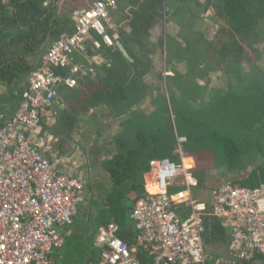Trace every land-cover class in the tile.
Segmentation results:
<instances>
[{"label":"trees","instance_id":"trees-1","mask_svg":"<svg viewBox=\"0 0 264 264\" xmlns=\"http://www.w3.org/2000/svg\"><path fill=\"white\" fill-rule=\"evenodd\" d=\"M71 1L0 2V101L6 105V110L0 111L3 115L11 117L16 110L27 79L41 67L51 44L73 34L78 13L69 7ZM90 1L89 8L83 11L96 1L107 2ZM110 16L115 30L107 34L114 46L107 47L94 32V43L87 42L88 55H99L104 62L91 65L93 76L90 72L77 76L75 87L60 81L50 109L58 112L59 131L55 136L64 139L93 110L105 108L114 120L124 119L111 136L110 155L98 161L99 171L92 175L98 172L96 178H102L107 187L87 188L90 183L85 184L87 196L69 227L65 244L52 254L54 258L73 244L77 250L82 236L83 241L88 240L84 246L88 264L98 263L94 237L101 226L114 222L123 242L131 243L135 232L129 216L145 194L143 176L153 161L179 164V156L174 154L177 136L186 139L182 144L184 155L202 164L192 171L196 180L193 194L195 190L204 193L205 170L212 165L225 167L228 173L248 171L242 178L223 183L242 187L264 183V78L248 81L241 73L242 62L251 63L264 51V0H117ZM209 18L218 26L211 39L202 30L204 19ZM163 23L172 26L155 37ZM117 42L132 61L124 58ZM161 52L173 74L166 77L169 89L164 84V95L160 94V86L146 80L154 69L152 58ZM75 62L85 67L88 64L81 59ZM182 64L180 72L176 68ZM210 72H216L219 76L215 78H221L223 83L211 84L206 77ZM55 74L64 78L68 70ZM156 78L163 77L159 73ZM147 97L151 105L157 104L150 112L138 107ZM7 121L0 119V128ZM83 167L91 178L90 163L86 161ZM98 179L94 180L99 182ZM90 227L93 230L89 234ZM254 257L264 264V255L256 253ZM69 260L77 264L75 256ZM72 261L66 259L62 264H73Z\"/></svg>","mask_w":264,"mask_h":264},{"label":"built area","instance_id":"built-area-1","mask_svg":"<svg viewBox=\"0 0 264 264\" xmlns=\"http://www.w3.org/2000/svg\"><path fill=\"white\" fill-rule=\"evenodd\" d=\"M7 1L0 0L3 5ZM116 1H96L78 13L73 34L51 44L41 67L27 79L18 107L0 128V264H54L52 254L65 244L79 213L84 183L59 172L23 131L39 128L49 116L60 81L75 87L77 76H93L91 65L104 62L99 55H88V43L94 32L107 47L114 46L107 31L115 30L110 10ZM76 54L84 57L86 67L75 62ZM65 69L66 77L55 74ZM185 141L177 137L178 147ZM188 169L183 159L179 164L151 162L144 175L145 194L129 216L136 245L119 238L114 222L101 226L97 264H261L254 255H264V183L242 187L226 182L201 201L193 194L196 181ZM178 207L187 213H177ZM209 214L230 226L227 256L218 261L203 240ZM143 253L149 257L146 262L140 259Z\"/></svg>","mask_w":264,"mask_h":264},{"label":"crops","instance_id":"crops-1","mask_svg":"<svg viewBox=\"0 0 264 264\" xmlns=\"http://www.w3.org/2000/svg\"><path fill=\"white\" fill-rule=\"evenodd\" d=\"M49 1L52 0H45L44 4H47V2ZM90 3H91L90 0H72L68 4L71 9H73V7L77 9L74 13L77 14L79 12H82L83 9L89 8V6L91 5ZM78 55L79 54L75 56V60L76 57L77 59H80ZM0 90H2V88H0ZM2 92L3 90L1 91V93ZM3 103H4L3 100H1L0 111L6 110V108H4L6 107V105H4ZM106 111L107 110L100 111L99 109H96L93 110L88 117H82L79 123L77 124L75 131L72 133L73 139L70 138L64 139L63 137L55 136V131L58 132L59 130L57 129L58 122L56 119L58 118L57 117L58 112L57 110L54 111V109L50 111L49 116L45 118L43 124L39 128H36L34 130H25L23 131V133L26 135L27 138L32 140V144L38 149V151L43 155V157H45L46 159H48L57 166L59 172L69 177H75L80 179L84 183V188H85V184L89 185V183L90 186L87 188H91L92 186H96V189L98 187L103 188L106 187L107 185L103 183L102 178L99 179L96 178L99 173L97 172L94 176L92 175L94 174L95 170L99 171L98 161L102 158L104 159V155L102 153L107 150L108 151L107 154L110 155L109 147H111V143H112L111 137L109 138L110 144L103 137L106 133L105 132L106 128L109 127V125L110 126L112 125L114 116H112L111 113ZM94 112L98 114V117ZM10 118H11L10 115L9 116L3 115V112H0V119L6 121L9 120ZM117 126L118 127L120 126L119 120L117 121ZM177 137H176V148L174 149V154H178L179 156L178 163H181L183 159L185 165L189 167L188 171L195 180L194 176L192 175V171L198 170L200 166H202V164L200 162L196 163V161L193 158H189V157L187 158L184 155L182 149L183 145L181 144L180 147H178L177 145ZM86 161L90 163L89 169L91 171V176H92L91 178L90 176L87 177L88 170L86 169L85 171V168L83 167ZM208 170L209 169L206 168L205 171L207 172ZM100 171H102V169ZM94 179H98L99 182H96ZM143 179L144 182L147 181L145 176H143ZM208 184L209 183L204 184V188H203L204 193L202 194L199 191L195 190L194 196L197 199L201 201H205L207 200V193L215 192V188ZM177 210H178L177 213L179 214L187 213V211H184L186 209L180 207H178ZM207 217L208 218L205 220L203 240L205 242V248L207 247L206 249L207 252L213 255L215 261H218L222 257L224 258L227 256V247H228L227 245L229 243L228 241L230 238V226L228 227L225 226L224 221H222L223 219L214 214L211 215L209 214ZM99 229L100 227L98 228L97 233L94 237V245L96 249H98V253H100L101 251L100 246L96 242L99 234ZM132 229L134 230L133 225H132ZM218 231L220 233H218ZM77 235L80 236L79 233ZM132 238L133 239L130 244L127 242L128 243L127 245L130 247L136 245L137 235L134 234V237ZM208 238H211L210 242H207ZM73 246L70 245L69 246L70 248L68 246L65 247L60 255L58 254L56 257L53 258L54 263L62 264L63 261H65L66 259L68 261H72L69 260L70 256H75V258L78 259L77 256L75 255L77 250ZM83 256H85L87 261H89L87 253H85ZM140 257H141L140 259L143 262L149 260V257L145 253L141 254ZM87 261L85 264H88ZM72 262L74 264V261Z\"/></svg>","mask_w":264,"mask_h":264},{"label":"rangeland","instance_id":"rangeland-1","mask_svg":"<svg viewBox=\"0 0 264 264\" xmlns=\"http://www.w3.org/2000/svg\"><path fill=\"white\" fill-rule=\"evenodd\" d=\"M171 23H163V26L161 28H159L158 30L155 31L154 33V36L155 37H158L162 30L165 28V32H168V30L171 28ZM217 28L218 26L216 25V23L214 21H212V19H204V25L202 27V30H204L205 32V35L208 39H211V36H216V31H217ZM156 39V38H155ZM202 42V41H201ZM202 44H204V42H202ZM260 46V45H259ZM261 46H264L261 45ZM81 61L83 60L84 61V57H80ZM76 61H77V57H76ZM152 64L154 65V69H153V72L152 74H149L148 76H146V80L149 82V83H153L154 86H160L162 88V90H160V94H166V91H165V88H164V81H159L156 76L162 71L166 70L168 65L166 63H164V57L163 56H160V53H157L155 54L154 58H153V62ZM183 66L180 65L178 66L176 69L178 71L181 72V67ZM241 73L243 74V78L244 80L245 79H248V81L252 78V79H257V78H264V51L262 52V54H260L259 57H257L256 60H253L251 63H245V62H242L241 64ZM216 72H210L206 77L208 79H210V83L211 84H217L218 82H221V84L223 83V80H221V78H219V81L215 78L216 76ZM218 75V74H217ZM219 76V75H218ZM205 81V78L200 80L199 79V83H202ZM168 88V85L166 84V90ZM2 90H0V93H1ZM149 97H147L144 102L140 105L141 107L140 108H143L147 111L145 112H150L153 110L150 109L149 110V107H148V102H149ZM157 108V104L155 105L154 109ZM106 109L104 108L102 111H105ZM107 112V111H106ZM96 114V112H94ZM97 117H98V114H96ZM124 119H120L119 121H123ZM120 129V127L117 126V120H113L112 122V125L109 127L106 128L105 130V135H104V139H106L109 143V138L111 136H113L114 134L117 133V130ZM103 131V130H102ZM70 139H73V134H71L69 136ZM110 144V143H109ZM108 153V151L103 154L104 157L106 156V154ZM260 159L258 158L257 161H259ZM248 171H243L242 173H237L236 171L232 172V173H228L226 172V169L225 167H215V166H210L209 170L206 172V178H207V183H209L208 185H211L213 186L214 188L215 187H218L219 184H223L224 181H228L229 179L231 178H242L243 176H245V174L247 173ZM210 186V187H211ZM107 187V186H106ZM103 190H105V187L102 188ZM150 189L151 191H154V188L151 187V188H148ZM86 196H87V193H85ZM82 207V204L80 206V208ZM90 226H93V225H90ZM93 230V227H90L89 228V234L92 232ZM72 239H70V242H71ZM80 246L78 247L75 255L77 256V264H85V259L86 257L83 256L85 253H87L88 251L86 250V248L84 247L85 245L88 244V240L87 238H84V241H83V237L81 236V238H79V243H78ZM224 248V247H223ZM207 249V247H206ZM70 264H72L70 262ZM75 264V263H74Z\"/></svg>","mask_w":264,"mask_h":264},{"label":"flooded vegetation","instance_id":"flooded-vegetation-1","mask_svg":"<svg viewBox=\"0 0 264 264\" xmlns=\"http://www.w3.org/2000/svg\"><path fill=\"white\" fill-rule=\"evenodd\" d=\"M203 25H204V21H203ZM204 35H205V34H204ZM205 36H206V35H205ZM160 56H163V57H164V63H166V58H165V55L163 54V52L160 53ZM152 62H153V58H152ZM160 74H161V76L163 77V78H162L163 80H162V79H161V80L165 82L164 84H166V77H167V76H172V75H173L172 72L170 71L169 67H167V69L164 70V71L161 70ZM161 80H159V81H161ZM168 89H169V88H167V90H168ZM161 90H162V88H161ZM143 102H144V100L140 103V105H141ZM140 105L138 106L139 108L141 107ZM148 107H149V110L155 107V105L153 106V105L150 104V99H149V102H148ZM140 109H142V108H140ZM85 192H86V191H85V188H84V191H83V196H84V198L86 197ZM83 202H84V200H83Z\"/></svg>","mask_w":264,"mask_h":264},{"label":"water","instance_id":"water-1","mask_svg":"<svg viewBox=\"0 0 264 264\" xmlns=\"http://www.w3.org/2000/svg\"><path fill=\"white\" fill-rule=\"evenodd\" d=\"M116 44H117L118 50L121 52V54L124 56V58L129 60V61H132V59L128 56V54L126 53L125 49L120 45V43L117 42Z\"/></svg>","mask_w":264,"mask_h":264},{"label":"clouds","instance_id":"clouds-1","mask_svg":"<svg viewBox=\"0 0 264 264\" xmlns=\"http://www.w3.org/2000/svg\"><path fill=\"white\" fill-rule=\"evenodd\" d=\"M9 121V120H8ZM28 140L32 143V140H30L29 138H28ZM171 162V161H170Z\"/></svg>","mask_w":264,"mask_h":264}]
</instances>
